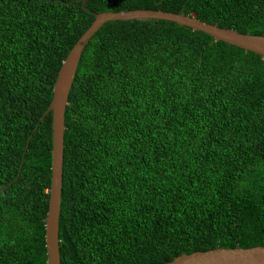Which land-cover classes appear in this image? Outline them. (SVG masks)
Wrapping results in <instances>:
<instances>
[{"label": "trees", "instance_id": "obj_1", "mask_svg": "<svg viewBox=\"0 0 264 264\" xmlns=\"http://www.w3.org/2000/svg\"><path fill=\"white\" fill-rule=\"evenodd\" d=\"M0 0V264H47L53 89L96 13L264 36V0ZM61 264L264 246V57L175 22L105 23L65 111Z\"/></svg>", "mask_w": 264, "mask_h": 264}, {"label": "water", "instance_id": "obj_2", "mask_svg": "<svg viewBox=\"0 0 264 264\" xmlns=\"http://www.w3.org/2000/svg\"><path fill=\"white\" fill-rule=\"evenodd\" d=\"M83 1L85 10L87 0ZM156 19L178 23L212 36L215 41H223L230 45L251 51L264 57V36L243 34L234 29L220 28L206 23L193 16L182 13L166 12L161 9H141L126 12H102L95 14V20L83 36L77 41L59 70L50 106L42 119L52 113V177L48 190L49 208L46 219L47 264H61L59 249L60 214L63 184L65 111L68 98L76 77L82 53L95 33L108 21ZM166 264H264V246L251 248H217L208 251H197L182 254Z\"/></svg>", "mask_w": 264, "mask_h": 264}]
</instances>
